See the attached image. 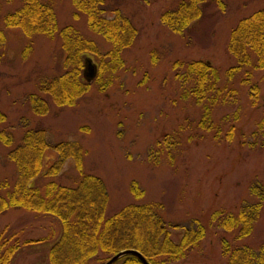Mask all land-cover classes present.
I'll return each mask as SVG.
<instances>
[{"label":"rangeland","instance_id":"obj_1","mask_svg":"<svg viewBox=\"0 0 264 264\" xmlns=\"http://www.w3.org/2000/svg\"><path fill=\"white\" fill-rule=\"evenodd\" d=\"M39 1L52 7L59 30L71 26L92 40L101 55L111 49L88 29L85 15L74 9L71 0ZM179 1L104 0L105 17L119 11L137 31L132 45L121 54L124 66L112 75L104 91L93 79L75 105L57 106L39 91V84L64 72L66 54L60 36L27 39L20 30L7 28L3 17L19 9L22 0H0V31L5 36L0 46V113L4 116L0 131L13 137L12 147L0 142V180L10 187L16 181L15 166L7 154L20 144L25 120L27 128L44 129L50 146L60 142L80 145L85 153L83 171L101 179L105 186L106 217L131 204L159 205L158 213L170 225V238L175 243L194 221L203 225L205 236L199 247L170 264H226L222 239L230 248L246 245L254 251L264 243V148L252 146L251 137L264 113V69L240 72L231 82L226 78V72L236 66L227 49L230 32L240 20L263 9L264 0H204L199 20L176 34L160 18ZM84 61L83 74L87 62L98 66L95 57ZM192 61L208 62L218 72V86L226 87L225 92H236L234 99L226 98L213 109L212 121L221 129L218 139L213 132L197 129L201 110L189 94L183 98L189 85L176 77L184 69L173 66ZM107 79L108 73L102 74L101 81ZM31 94L46 101L45 114L32 110ZM230 128L232 136L227 141ZM166 136L180 141L178 149L170 153L173 160L169 161L167 150L161 151L158 163L149 160L150 152L156 151L157 143ZM55 160L52 149L45 151L41 174L29 186L43 190L48 181L43 175ZM75 176L73 161L68 159L55 182L71 186ZM132 182L143 191L141 199L133 197ZM260 197L259 217L246 238L235 240L236 231L224 232L213 219L217 212L237 214L242 206L258 203ZM0 233L19 247L11 264H49L42 257L46 250L33 252L32 245L24 243L46 237L52 242L59 226L49 216L9 210L0 216Z\"/></svg>","mask_w":264,"mask_h":264},{"label":"trees","instance_id":"obj_2","mask_svg":"<svg viewBox=\"0 0 264 264\" xmlns=\"http://www.w3.org/2000/svg\"><path fill=\"white\" fill-rule=\"evenodd\" d=\"M74 9L86 17L88 29L101 36L111 45V49L101 55L92 40L80 35L71 26L58 29L55 14L50 5L39 0H22V6L3 17L7 28L21 31L30 39L34 35H45L53 38L57 33L61 39V47L66 54L63 61V74L42 80L39 91L48 95L57 106H73L90 88L94 79L102 92L111 84L112 75L124 66L121 54L128 49L137 36L132 23L119 11L113 17L104 16V0H71ZM204 0H181L174 9L161 15V23L170 31L181 34L202 15ZM77 17V13H74ZM5 36L0 31V46ZM228 52L234 57L236 66L226 72L228 82L240 72L247 74L250 69H264V8L239 21L230 32ZM26 53L29 47L25 49ZM89 56L98 60L97 75L87 81L83 74L84 59ZM182 67V75L176 77L188 83L189 95L194 104L201 110L197 129L201 132H213L218 139L221 129L212 121L213 109L224 103L225 99H234L236 92L226 87H219V76L208 62L192 61L187 64L173 66ZM245 71V72H244ZM108 73V79L101 81L102 74ZM96 78V79H95ZM245 77L244 80L247 81ZM191 86V87H190ZM189 94V95H188ZM29 100L32 110L43 115L48 106L44 99L31 94ZM236 117V116H235ZM4 116L0 113V121ZM224 119H227L224 117ZM222 119V121L224 120ZM236 119V118H235ZM19 145L8 152V160L13 162L16 170V181L9 186L0 180V216L9 210H23L39 216H49L58 222L59 234L52 242L46 238L27 240L25 245H32L33 252L46 250L42 255L49 264H104L112 256L122 250L140 252L150 264H170L185 258L199 247L205 236V227L198 221L184 230L179 242L170 238V225L164 222L158 213L156 204H131L122 208L111 217L105 216L107 193L98 177L83 171L84 151L76 142H60L50 146L45 139V131L41 128H27ZM232 128L225 139L231 140ZM252 146L264 148V113L251 133ZM0 142L12 147L13 137L0 131ZM179 140L166 136L158 142L156 151H151L148 159L158 163L161 151L167 150L168 158L172 150H177ZM52 149L56 154L55 162L43 175L48 181L43 186H29L42 171L45 151ZM71 159L76 170L71 186L59 185L55 178L61 174L64 163ZM131 193L135 199L143 197V191L137 183H131ZM3 192V193H1ZM263 198L258 203L244 205L237 214L217 212L213 219L224 232H237L235 240L250 236L252 226L259 217ZM42 243L40 247L35 244ZM222 255L227 258L226 264H264V243L254 251L243 245L230 248V244L221 240ZM11 237L0 233V264H11L18 250ZM114 264H142L134 256H124Z\"/></svg>","mask_w":264,"mask_h":264},{"label":"water","instance_id":"obj_3","mask_svg":"<svg viewBox=\"0 0 264 264\" xmlns=\"http://www.w3.org/2000/svg\"><path fill=\"white\" fill-rule=\"evenodd\" d=\"M94 75H95V67L91 65L90 63H87V73L85 74L86 80L90 81L91 79H93ZM127 255L138 258L142 264H150L140 252L136 250H131V249L119 251L117 254L112 256L105 264H114L120 258L127 256Z\"/></svg>","mask_w":264,"mask_h":264}]
</instances>
